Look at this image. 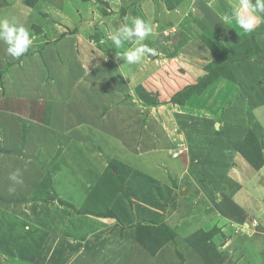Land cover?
Segmentation results:
<instances>
[{
	"label": "crops",
	"instance_id": "crops-1",
	"mask_svg": "<svg viewBox=\"0 0 264 264\" xmlns=\"http://www.w3.org/2000/svg\"><path fill=\"white\" fill-rule=\"evenodd\" d=\"M238 4L0 0V20L26 27L33 40L19 59L0 41V264H264V23L243 32L232 18ZM133 17L151 22L146 40L159 57L129 65L116 52L137 45L116 49L109 37ZM184 27L199 36L175 49L157 44ZM198 37L236 56L229 74L187 97L149 103L140 93L154 86L150 78L168 56L212 59ZM28 100L37 106L27 117L8 105ZM249 133L260 145L259 168L240 149L253 150ZM183 143L186 152L172 156ZM85 162L88 169L74 171ZM16 169L24 185L9 194ZM108 172L121 178L119 191L92 210L90 195L105 188ZM39 187L57 197L46 223L29 206ZM189 189L193 197L183 202ZM138 223L152 227L142 229V241ZM160 224L172 239H163Z\"/></svg>",
	"mask_w": 264,
	"mask_h": 264
},
{
	"label": "rangeland",
	"instance_id": "rangeland-1",
	"mask_svg": "<svg viewBox=\"0 0 264 264\" xmlns=\"http://www.w3.org/2000/svg\"><path fill=\"white\" fill-rule=\"evenodd\" d=\"M183 30H184V32H182V34H180L179 32L177 33L178 38L169 39L170 40L169 44H168V42L164 43L163 42V41H165L164 39L163 40L157 39V44L162 48L164 47V49H167L169 45L173 44V47L175 49V47H178L179 45H181V46L184 45V43L186 41H188V40L193 41L194 38H197V36H199V35L195 36L194 33L191 32V27L190 28L184 27ZM198 38H200V39H198V42H201V44L202 43L205 44V46L206 45H214V43L212 41H210L209 38H201V37H198ZM143 42L145 45L150 47L151 44L148 40L145 39V41H143ZM186 47L188 49L190 48L189 45H187ZM206 47L208 48V50H210V53H211L210 57L212 59L209 58V59H207V62H203V63H201V61H199V59L192 58L190 56H188V58H190V59H188V58H186V56H183L182 53H180V54L176 53L174 55L168 56V57H170L171 61H169V63L164 67V71L162 72V74L154 75L152 78H150V80H151V79L156 77V79L153 81L155 83V84L153 83L154 86L151 87L148 85L147 89H145V91L143 90V93L141 92L140 94L146 96L149 103H151V102L155 103L156 101H158L161 98L160 96L164 97L169 93L173 94V95L176 94V96L179 95V94H177L178 91L182 92L183 88L181 87L182 89H180L178 91H175V90H177L179 81L183 80V77L186 78L185 79L186 84L183 87H186V88L189 87V88L194 89L196 86L202 85V82L206 78H208L210 70L213 67H215L216 63H215L214 59L217 56H219V57L230 56V53L227 50L220 49L217 46L215 48L214 47L209 48L210 46L209 47L206 46ZM201 49H202V51L206 50L203 47H201ZM181 50L184 52L183 48H181ZM155 56L159 57L158 55H155ZM199 69H201L202 72H197V71H200ZM225 69L226 68L221 69L222 72H224ZM196 72L199 75L196 76L195 75ZM228 73H229L228 70H226L224 72V74H228ZM179 77H181V78H179ZM193 77L194 78L196 77V80L192 82ZM180 96H182V95H180ZM140 97H143V96H140ZM8 105L13 107L14 109H16L18 111L24 112L23 114H21V113H19V114L24 115L26 117L31 115L36 110L35 106H37L36 102L30 101V100H28L25 104L22 102H20V103L16 102V103H10ZM11 113H13V111ZM16 113L18 114V112H16ZM251 142H252V144H254L253 140ZM262 143H264V140L262 141ZM184 144L185 143H183L181 145L179 144V146H181V147L176 148L172 152V154H173L172 156L178 157L183 152H186V150L182 148V145H184ZM256 144L259 145V142L257 140H256ZM260 144H261V142H260ZM175 153H176V155H174ZM89 165H90V162H85L79 168V165L76 164L74 171L79 170L81 168L88 169ZM69 176H71V174ZM191 179L192 178H187L185 181L189 180L191 182ZM104 180L106 181V183L102 184L101 186L105 187V188L98 190V191L95 190V192L91 193V195H90V198H89L90 203L88 204V206L92 210L97 209V210L102 211L105 207H107V204L111 198V193H113V192L116 193L117 191H119L121 178H118V179L113 178L111 173L108 172L107 176L104 177ZM9 182H11V181L9 180ZM42 185H44V188H45L46 182ZM176 185L174 186L175 193L179 194L180 193L179 188H180L181 184L177 183ZM225 185H226V187H225ZM17 186L18 185H16L15 187H17ZM191 186H192V184H191ZM224 187L226 190L230 191V190H233L234 185L229 184V183L225 184V182H224ZM41 191H42V194L38 195V194H40ZM191 192H193V191H190V189L183 192V195H184L183 196L184 197L183 202L186 199L193 197L192 196L193 193H191ZM35 194H36V196L37 195L38 196L29 205L31 213L33 214V216L36 219H38L39 221H43V223H46V222L50 221L51 212H54L53 211L54 207H55V209L57 208L56 203H55V199L57 198L56 194H55V192H50L48 190H41V187H39V189L35 192ZM190 194H192V195L190 196ZM94 199H95V201H94ZM32 214L27 213L26 215L29 216ZM250 222L252 225H257V219L256 218L252 219ZM240 239H241V237H237V238H235V241H238ZM253 240L257 241L258 239H257V237H255Z\"/></svg>",
	"mask_w": 264,
	"mask_h": 264
},
{
	"label": "clouds",
	"instance_id": "clouds-1",
	"mask_svg": "<svg viewBox=\"0 0 264 264\" xmlns=\"http://www.w3.org/2000/svg\"><path fill=\"white\" fill-rule=\"evenodd\" d=\"M236 24L245 33L254 32L261 23H264V0H239L236 11L232 14ZM225 22H231L225 17ZM153 35V26L150 21L140 17H133L130 23H123L110 35L109 39L116 49H123L125 44L138 46L116 52L117 59L123 58L129 65L141 63L148 56H155L156 50L142 42ZM0 41L6 45V52L14 59L24 56L33 44L29 30L22 26L0 20ZM12 184L8 188L9 194L16 191V185H23V175L20 169L9 174Z\"/></svg>",
	"mask_w": 264,
	"mask_h": 264
},
{
	"label": "trees",
	"instance_id": "trees-1",
	"mask_svg": "<svg viewBox=\"0 0 264 264\" xmlns=\"http://www.w3.org/2000/svg\"><path fill=\"white\" fill-rule=\"evenodd\" d=\"M216 50V49H215ZM254 50L255 51H257L258 50V46H256L255 45V48H254ZM235 57L236 56H228V57H219V56H217L215 59H214V61H215V67H213L211 70H210V72H209V76H208V78H206L203 82H202V85H200V86H196L194 89H192V88H186V87H184L183 89H182V92H179L178 91V93L177 94H179V95H182L183 96V98L184 97H187V96H189L191 93H193V92H200L202 89H204L208 84H210L211 82H213L218 76H220V75H225L224 74V72L226 71V70H229L230 68H229V66H228V61L229 60H233V59H235ZM223 68H226L225 69V71L224 72H222V70L221 69H223ZM229 74V73H228ZM172 99H174V96H173V98ZM248 140H249V144H250V146H251V148L253 147V150H251V152L248 154V153H246L245 151H244V149H243V147L242 148H240L241 149V151L243 152V154H244V156L245 157H247L248 159H249V161L252 163V165L255 167V168H259L260 166H261V164H262V160L259 158V156H260V154H261V152H260V145H258V144H256V138L252 135V134H250L249 133V135H248ZM254 141V144H252V142L251 141ZM108 213V215H112V212H107ZM160 226V229L161 230H163L162 228H164V234H165V236H164V240H170V239H172L173 238V231H171L170 229H167L166 228V226L164 225V224H160L159 225ZM158 226V227H159ZM136 239L138 240V241H142V239H141V231H142V229H152V227H150V226H148V225H145V224H141V223H138V224H136ZM211 232H213V230L211 231ZM210 232V233H211ZM202 237L203 238H205L206 240L209 238V233H203V235H202ZM162 239V240H163ZM146 245V244H145ZM146 247H148L147 245H146ZM149 248V247H148ZM151 252H154V249L153 250H151Z\"/></svg>",
	"mask_w": 264,
	"mask_h": 264
},
{
	"label": "built area",
	"instance_id": "built-area-1",
	"mask_svg": "<svg viewBox=\"0 0 264 264\" xmlns=\"http://www.w3.org/2000/svg\"><path fill=\"white\" fill-rule=\"evenodd\" d=\"M180 145H181V144H180ZM174 155H176V153H175Z\"/></svg>",
	"mask_w": 264,
	"mask_h": 264
}]
</instances>
